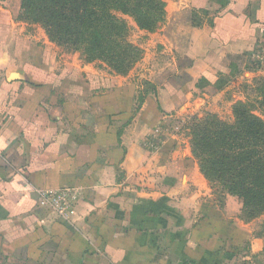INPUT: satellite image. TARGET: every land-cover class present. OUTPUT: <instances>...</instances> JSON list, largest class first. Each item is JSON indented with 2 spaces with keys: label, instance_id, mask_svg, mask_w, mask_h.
<instances>
[{
  "label": "crops",
  "instance_id": "0c3cea01",
  "mask_svg": "<svg viewBox=\"0 0 264 264\" xmlns=\"http://www.w3.org/2000/svg\"><path fill=\"white\" fill-rule=\"evenodd\" d=\"M163 1L139 30L159 61L121 76L55 62L0 0V264H252L242 204L218 198L180 122L195 92L254 73L213 87L228 55L264 47V0Z\"/></svg>",
  "mask_w": 264,
  "mask_h": 264
},
{
  "label": "trees",
  "instance_id": "16d2710c",
  "mask_svg": "<svg viewBox=\"0 0 264 264\" xmlns=\"http://www.w3.org/2000/svg\"><path fill=\"white\" fill-rule=\"evenodd\" d=\"M20 10L21 18L40 23L52 42L79 51L88 61L103 60L118 74L141 57V50L128 40L124 17L148 32L165 18L163 0H21ZM228 59L230 77L248 68L243 54ZM255 80L259 98L237 101L233 122L215 115L194 119L189 141L200 172L211 187L223 190L216 195L236 196L246 218L253 216L251 210L264 211V117L256 112L264 107V78Z\"/></svg>",
  "mask_w": 264,
  "mask_h": 264
},
{
  "label": "rangeland",
  "instance_id": "374dc122",
  "mask_svg": "<svg viewBox=\"0 0 264 264\" xmlns=\"http://www.w3.org/2000/svg\"><path fill=\"white\" fill-rule=\"evenodd\" d=\"M20 2L18 20L25 24L24 28L28 32V35H30L31 40L37 43L39 47H50V51L54 56L55 62H59L64 66L90 65L97 72L105 74L137 76L147 72L149 73L148 69L151 67L149 66L150 63L157 62L156 60H158V57L153 53L152 50H150L152 47L147 46V40L150 38L149 35H147L146 32L139 31L141 29H139L133 20L127 16L124 18L129 25L128 40L141 50V57L125 74H118L112 70L110 66L103 60L88 61L79 51L72 50L71 48L60 46L52 42L49 39L44 27L40 23L27 21L21 18ZM44 40L48 43H44ZM163 59L165 61L167 60L165 54H163ZM248 67L250 70L248 72H254L252 75L248 77L242 76L237 81L233 80L231 84L229 83V87L225 88L222 92L213 93L210 90L195 92V97L193 100H190L189 113H186L180 122V131L184 136L188 137L189 141L191 139V126L193 125L194 119L200 120V118H204L207 115H215L219 120L233 122V105L237 101L253 102L260 97L255 89V79L259 77L264 78V71L262 72L263 69L261 67H257V65L253 63H249ZM231 79L232 77L229 75L219 76L217 81L213 84L214 89H223V87L227 85L228 81ZM203 83L204 82H199L198 85H205ZM261 110H264V107L261 106V109L256 112L264 117V112H261ZM211 188L218 194L223 191L219 186H213ZM218 198L220 199V195ZM251 212L253 213L252 217H244L242 211L240 215L244 222L250 223L251 228L247 253L249 251L248 257L252 264H264V211L256 212L251 210Z\"/></svg>",
  "mask_w": 264,
  "mask_h": 264
},
{
  "label": "built area",
  "instance_id": "2783aa9c",
  "mask_svg": "<svg viewBox=\"0 0 264 264\" xmlns=\"http://www.w3.org/2000/svg\"><path fill=\"white\" fill-rule=\"evenodd\" d=\"M252 63L261 67L264 71V47L259 48L257 53L251 54ZM39 195L42 201L53 204L54 209L65 219L71 212L69 203H64V195L61 191L39 189Z\"/></svg>",
  "mask_w": 264,
  "mask_h": 264
}]
</instances>
